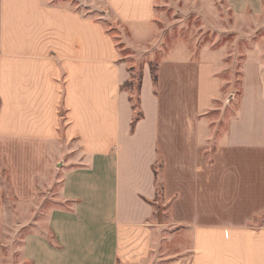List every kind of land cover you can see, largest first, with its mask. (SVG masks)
<instances>
[{"label": "crops", "instance_id": "obj_1", "mask_svg": "<svg viewBox=\"0 0 264 264\" xmlns=\"http://www.w3.org/2000/svg\"><path fill=\"white\" fill-rule=\"evenodd\" d=\"M155 14L156 0H0V173L33 199L61 165L68 204L53 224L65 247L83 229L93 248L73 264H93L107 239L111 264H264V62L244 63L224 126L233 103L217 105L214 61L150 59L134 123L124 53L156 41L140 39ZM111 19L130 30L127 46Z\"/></svg>", "mask_w": 264, "mask_h": 264}, {"label": "rangeland", "instance_id": "obj_2", "mask_svg": "<svg viewBox=\"0 0 264 264\" xmlns=\"http://www.w3.org/2000/svg\"><path fill=\"white\" fill-rule=\"evenodd\" d=\"M96 8L95 17L104 21L102 6ZM155 18L154 29L145 27L141 32L140 39L156 38L154 43L147 44V52L137 54L129 48L124 53L125 56L133 54L130 61L135 66L134 80L127 87L132 90L134 102H138L139 77L146 61L156 59L153 61L156 64L183 57L212 60L224 81L223 101L217 105L233 103L228 105L231 108L223 110L225 126L238 107L244 63L264 62V0H156ZM107 27L117 36L121 47L127 46L124 38L129 39L128 28H121L113 19ZM228 94L232 95L229 100ZM219 111H214L212 116H217ZM60 167L53 166L50 177L37 184L42 192L33 199H20L16 195L7 168L0 173V264H73L78 258L75 250L79 249L80 258L93 250L87 246L91 243L90 232L74 229L65 247L60 223L53 224L55 212L68 204L62 197L66 187L61 183L65 173ZM158 208L160 220L165 219L166 207L160 203ZM106 241H98V246L103 245L104 249L96 248L93 264H111L113 257L106 248L110 243ZM84 256L85 262L87 256Z\"/></svg>", "mask_w": 264, "mask_h": 264}, {"label": "trees", "instance_id": "obj_3", "mask_svg": "<svg viewBox=\"0 0 264 264\" xmlns=\"http://www.w3.org/2000/svg\"><path fill=\"white\" fill-rule=\"evenodd\" d=\"M109 27H110V26H109ZM109 30L112 31L111 28H109ZM153 69H154V71H153V72H154V78H155V81H157V72H156V70H155V67H154ZM125 86H127V84H126ZM134 107H135V109H136V117H135V119H134V123H135V121L138 120V119L140 118V116H141V112H140V110H139L138 103L134 102Z\"/></svg>", "mask_w": 264, "mask_h": 264}]
</instances>
